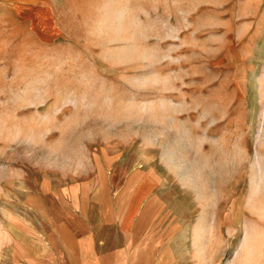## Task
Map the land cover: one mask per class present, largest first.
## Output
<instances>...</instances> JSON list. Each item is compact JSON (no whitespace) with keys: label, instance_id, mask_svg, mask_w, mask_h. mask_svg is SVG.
Masks as SVG:
<instances>
[{"label":"rangeland","instance_id":"1","mask_svg":"<svg viewBox=\"0 0 264 264\" xmlns=\"http://www.w3.org/2000/svg\"><path fill=\"white\" fill-rule=\"evenodd\" d=\"M258 160L264 0H0V264L57 217L43 189L127 180L150 188L140 252L223 264Z\"/></svg>","mask_w":264,"mask_h":264},{"label":"crops","instance_id":"2","mask_svg":"<svg viewBox=\"0 0 264 264\" xmlns=\"http://www.w3.org/2000/svg\"><path fill=\"white\" fill-rule=\"evenodd\" d=\"M254 162L245 178L249 182L247 193H239L244 204L237 208L236 245L223 264H264V165L260 166L259 160L258 165ZM148 184L140 187L145 189L140 193L135 183L127 180L114 195L112 187L102 188L98 199L86 189L77 193L74 188H64L60 193L43 189L54 195L58 215L53 217L44 210L46 229L29 223L28 232L36 234L38 246L26 244L17 264H179L176 257L172 261L167 258L162 249L156 256L139 251L150 228ZM213 226L211 222L206 227L213 230Z\"/></svg>","mask_w":264,"mask_h":264}]
</instances>
